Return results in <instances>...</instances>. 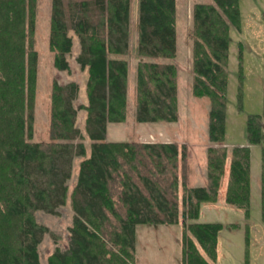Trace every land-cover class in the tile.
I'll use <instances>...</instances> for the list:
<instances>
[{"label": "trees", "instance_id": "trees-1", "mask_svg": "<svg viewBox=\"0 0 264 264\" xmlns=\"http://www.w3.org/2000/svg\"><path fill=\"white\" fill-rule=\"evenodd\" d=\"M131 0H51L48 48L53 67L69 72L66 57L78 39L75 62L87 72L86 105H77L75 82H52L49 141L31 142L37 83L33 49L37 0H0V264H41L38 246L48 229L37 211L57 215L66 204L74 158H81L71 191L72 225L65 250L47 264H135L138 225L178 224V160L175 143H112L108 123L125 121ZM238 0H212L192 9V95L210 101L208 139L223 144L226 66L230 25L238 28ZM176 55L175 0H138L137 56ZM137 123L178 120L177 72L170 63L142 61L136 67ZM84 111V133L76 127ZM258 116L246 124L249 145H260ZM89 141L86 147L84 140ZM206 187L187 188L182 176L181 264L216 260L220 223L189 222L201 203L217 200L224 147L208 148ZM262 156V157H263ZM249 146L232 149L225 202L243 208L250 197ZM171 177L170 180H167ZM164 183V184H163ZM166 183V184H165ZM198 247L202 250V255Z\"/></svg>", "mask_w": 264, "mask_h": 264}, {"label": "rangeland", "instance_id": "rangeland-1", "mask_svg": "<svg viewBox=\"0 0 264 264\" xmlns=\"http://www.w3.org/2000/svg\"><path fill=\"white\" fill-rule=\"evenodd\" d=\"M197 3L211 0H197ZM240 22L238 28L229 27V47L226 66V119L223 144L208 141L206 131L208 106L206 99L194 100L191 94V56H187L185 44L190 31H181L182 47L176 59L179 104L178 120L174 124L140 125L134 124L136 108V63L138 37V0L130 1L129 51L125 59L128 63L125 121L123 125H110V136L121 141L134 143H158L165 140L177 144L179 151L186 147V159L178 162V224L138 225L135 228V264H181L182 224V176L187 188L198 187L205 182L208 172V148L224 147L227 154L223 164L217 200L214 203H201L198 218L191 222L220 223L219 245L215 264H264V156L260 145H249L246 139V124L250 116H258V126L264 132V0H238ZM51 0H37L33 49L37 52V83L34 104V123L31 142L49 141V104L52 82L58 84L75 82L78 85L77 105H86V70H81L75 62L79 52L78 39L69 33L73 40L71 53L66 57L69 72L58 71L53 67V55L48 48ZM182 13V12H181ZM187 21L181 17L179 29L186 28ZM184 48V49H183ZM175 58V57H174ZM173 58V59H174ZM189 62H187V60ZM172 64V63H170ZM190 82V83H189ZM190 92V93H189ZM128 96V101H127ZM124 121V122H125ZM166 123V122H165ZM168 123V122H167ZM76 127L84 133V111L78 112ZM85 146L89 141L85 139ZM249 146L250 150V197L248 217L243 208L225 202L232 149ZM263 156V157H262ZM81 158H74L71 177L67 182L66 204L57 209V215L41 211L35 213L37 223L45 226L48 232L38 246L41 264L56 249L65 250L69 241V227L72 225L73 211L70 194L76 183ZM168 177L167 180H170ZM164 184V183H163ZM166 184V183H165ZM201 187V186H200ZM199 252L203 254L198 247Z\"/></svg>", "mask_w": 264, "mask_h": 264}, {"label": "crops", "instance_id": "crops-1", "mask_svg": "<svg viewBox=\"0 0 264 264\" xmlns=\"http://www.w3.org/2000/svg\"><path fill=\"white\" fill-rule=\"evenodd\" d=\"M197 0H175V31H176V55H175V58L174 59H163V58H158V59H146V58H139L137 55H136V60H137V63H136V67H137V64L139 62H142V61H151V62H156V63H172V64H175L176 62V59H178V52L180 51V48L182 47V45H179V44H182V41L180 43V40H181V31L182 29L183 30H188L190 31V27L192 25V9H193V6L195 4H202V3H197L196 2ZM203 4H212V0L211 2H203ZM182 12V13H181ZM181 17L184 19H186L187 23V27L185 28H182L179 29V26H178V23H179V20L181 21ZM181 30V31H180ZM180 38V40H179ZM185 44V52H186V55L189 57L191 56V64L189 65L190 67V75L192 76V81H193V74H192V40L189 38L187 41L183 42V46ZM184 49V48H183ZM187 62H189L188 59H186ZM176 68H178V66L176 65ZM128 76V74H127ZM178 77V76H177ZM190 83V82H189ZM179 86L177 84V99H178V104H179ZM191 90V89H190ZM190 93V92H189ZM191 94H192V91H191ZM127 95V94H126ZM193 96V95H192ZM194 97V96H193ZM201 99H206V98H197L195 97L194 100H201ZM127 101H128V96H127ZM210 110V106H208V112ZM85 115V113H84ZM127 118V117H126ZM128 119H126L125 122H122L118 125H123L127 122ZM133 123L136 124L137 122L134 121L133 119ZM176 122H173V123H165V122H154V123H137V124H140V125H143V124H146V125H160V124H174ZM110 125L112 126H115L117 124H112V123H108L107 126H106V141L107 142H112V143H118V142H128L130 143L129 141H121V140H117V139H114L110 136ZM117 125V126H118ZM206 131L208 133V121H207V128H206ZM209 141V139H208ZM210 142V141H209ZM132 143V142H131ZM134 143H138V141H134ZM158 143H172V142H168V141H165V140H160L158 141ZM205 182L203 184H201L200 186L201 187H206L207 184H208V181H207V177L204 178ZM198 186V187H200ZM218 245H219V236H218V240H217V247H216V253H217V248H218ZM211 264H215L214 262H211Z\"/></svg>", "mask_w": 264, "mask_h": 264}, {"label": "water", "instance_id": "water-1", "mask_svg": "<svg viewBox=\"0 0 264 264\" xmlns=\"http://www.w3.org/2000/svg\"><path fill=\"white\" fill-rule=\"evenodd\" d=\"M263 127H264V125H263Z\"/></svg>", "mask_w": 264, "mask_h": 264}]
</instances>
